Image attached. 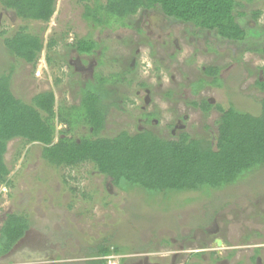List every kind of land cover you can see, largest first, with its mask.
<instances>
[{"label": "rangeland", "instance_id": "1", "mask_svg": "<svg viewBox=\"0 0 264 264\" xmlns=\"http://www.w3.org/2000/svg\"><path fill=\"white\" fill-rule=\"evenodd\" d=\"M86 2L57 0L47 23L23 20L0 4V74L12 71L17 97L30 102L35 94L52 90L56 108L78 105L96 75L117 74L105 84L109 111L103 137L149 129L167 139L186 131L215 143L221 113L214 108L205 114L193 101L207 99L260 113L264 92L256 82L264 53L169 19L159 10L141 9L123 23L94 26L83 16ZM247 3L250 13L261 11L258 29L251 18L247 25L250 40L261 47L264 0ZM21 26L40 33L44 45L50 38L57 40L51 63L45 46L36 65L7 50L3 38ZM81 37L94 38L99 49L91 56L79 55L70 44ZM210 65L221 69L222 86L207 85L194 94L193 83L212 80L204 73ZM152 113L156 115L149 117ZM62 128L67 129L57 124ZM91 131L83 123L72 135L79 138ZM5 160L10 174L8 183L0 184V226L7 213L19 212L29 219V229L0 256V264H88L98 258L100 244L123 249L111 252L106 264H264V166L223 189L184 192L165 200L150 199L140 189L122 191L91 163L51 165L37 142L11 140Z\"/></svg>", "mask_w": 264, "mask_h": 264}, {"label": "trees", "instance_id": "2", "mask_svg": "<svg viewBox=\"0 0 264 264\" xmlns=\"http://www.w3.org/2000/svg\"><path fill=\"white\" fill-rule=\"evenodd\" d=\"M251 2L252 0H245ZM57 0H0L1 6L13 10L28 21L49 22L56 11ZM243 0H87L84 18L94 26L110 25L123 21L144 9L159 10L169 19L191 23L201 31L214 32L220 39L246 42L247 50L264 53L251 39L248 22L251 18L259 26V9L249 10L250 3ZM251 15V16H250ZM256 29H252L253 32ZM6 31H3L5 34ZM197 33V32H196ZM5 36V35H4ZM260 35L259 42H264ZM7 50L15 57L36 65L39 55L47 50L46 59L51 63V53L57 44L50 38L46 45L40 33H33L26 26L19 27L12 35L3 38ZM255 47H250L251 44ZM79 55H93L100 44L92 37L77 38L72 44ZM218 66H207L204 73L212 77L192 84L194 94L207 85L222 86ZM110 78L96 75L95 84L82 90L78 105L58 106L54 91L35 94L30 102L17 97L11 88L12 71L0 74V184L8 183L10 168L5 155L8 143L16 138L26 143L42 144V157L51 165L78 167L91 163L95 170L111 179L122 191H144L148 198L164 199L184 192L223 189L245 178L264 166V97L261 111L253 114L233 104L224 107L203 99L192 104L205 114L212 109L220 113L215 143L205 137H193L181 131L177 138L160 137L149 129L134 134L122 131L113 137L100 135L105 128L109 104L105 102V84ZM264 92V67L261 79L256 82ZM152 113L149 117H154ZM87 124L91 135L75 138L72 133L81 124ZM57 124L67 129H57ZM166 200V199H165ZM29 229V219L22 213L9 212L0 226V256L9 253ZM117 245L100 244L98 258L88 264H106L111 253H121Z\"/></svg>", "mask_w": 264, "mask_h": 264}, {"label": "water", "instance_id": "3", "mask_svg": "<svg viewBox=\"0 0 264 264\" xmlns=\"http://www.w3.org/2000/svg\"><path fill=\"white\" fill-rule=\"evenodd\" d=\"M217 243H218L219 245H221V240L217 239Z\"/></svg>", "mask_w": 264, "mask_h": 264}, {"label": "flooded vegetation", "instance_id": "4", "mask_svg": "<svg viewBox=\"0 0 264 264\" xmlns=\"http://www.w3.org/2000/svg\"><path fill=\"white\" fill-rule=\"evenodd\" d=\"M173 132H175V131H173ZM172 263H174V261H172ZM156 264H159V263H156Z\"/></svg>", "mask_w": 264, "mask_h": 264}]
</instances>
